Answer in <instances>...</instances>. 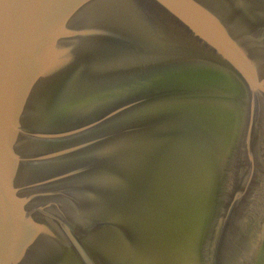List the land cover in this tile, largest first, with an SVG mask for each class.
<instances>
[{"label": "water", "instance_id": "water-1", "mask_svg": "<svg viewBox=\"0 0 264 264\" xmlns=\"http://www.w3.org/2000/svg\"><path fill=\"white\" fill-rule=\"evenodd\" d=\"M0 264H264V0H0Z\"/></svg>", "mask_w": 264, "mask_h": 264}]
</instances>
